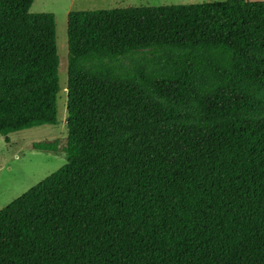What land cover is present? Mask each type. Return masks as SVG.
I'll return each instance as SVG.
<instances>
[{
  "label": "trees",
  "instance_id": "trees-1",
  "mask_svg": "<svg viewBox=\"0 0 264 264\" xmlns=\"http://www.w3.org/2000/svg\"><path fill=\"white\" fill-rule=\"evenodd\" d=\"M33 2L0 0L5 137L57 124L55 19ZM66 25L65 165L0 210V264H264V2ZM152 49L167 74L86 69Z\"/></svg>",
  "mask_w": 264,
  "mask_h": 264
},
{
  "label": "rangeland",
  "instance_id": "rangeland-1",
  "mask_svg": "<svg viewBox=\"0 0 264 264\" xmlns=\"http://www.w3.org/2000/svg\"><path fill=\"white\" fill-rule=\"evenodd\" d=\"M227 0H34L31 14L49 13L56 26V49L59 60L57 96V124L32 128L5 136L0 135V210L33 188L65 165L66 146V81H67V14L77 11L125 9L130 7H164L224 3ZM264 2V0H245ZM159 50L130 53L115 59L104 58L86 65L87 70L98 69L99 64L110 67L114 75L131 77L139 67L147 74L165 75L169 69L155 66ZM48 145L53 151L34 149V144Z\"/></svg>",
  "mask_w": 264,
  "mask_h": 264
}]
</instances>
